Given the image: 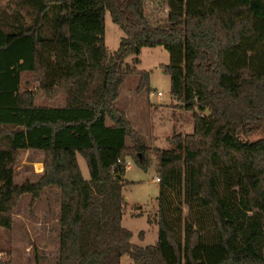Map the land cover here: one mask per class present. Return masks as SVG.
<instances>
[{
    "label": "trees",
    "instance_id": "16d2710c",
    "mask_svg": "<svg viewBox=\"0 0 264 264\" xmlns=\"http://www.w3.org/2000/svg\"><path fill=\"white\" fill-rule=\"evenodd\" d=\"M8 1L15 9L0 0V226L12 228L23 194L33 203L57 186V264H121L125 254L133 264H264V136L251 139L264 129V0ZM150 1L167 5L164 23L149 21ZM107 12L125 33L112 53ZM147 46L170 53L161 67L194 130L154 150L158 241L139 246L122 224V186L126 157L147 171L151 152L115 103L130 74L139 92L150 89V72L125 63ZM26 73L39 88L22 89ZM59 96L62 105L38 102ZM27 149L45 152L44 171L20 185L14 169Z\"/></svg>",
    "mask_w": 264,
    "mask_h": 264
},
{
    "label": "rangeland",
    "instance_id": "374dc122",
    "mask_svg": "<svg viewBox=\"0 0 264 264\" xmlns=\"http://www.w3.org/2000/svg\"><path fill=\"white\" fill-rule=\"evenodd\" d=\"M1 2L2 6L9 4L11 10L15 9L13 1ZM146 14L151 23H164L167 18V5L164 2L150 1L146 6ZM124 35V31L107 12L105 43L109 52L118 49ZM170 62V53L163 46L143 47L139 55H129L125 63L150 72V89L139 92L137 88L140 77L138 74H130L122 85L120 97L115 103L119 109L129 112L131 123L143 135L151 152L152 160L147 171L137 165L132 156L126 157L127 164L128 159L133 161L126 172L127 182L122 186L126 202L122 224L133 232L131 241L139 246L155 244L158 241L159 227L156 221L160 182L156 181L159 175L156 172L157 158L154 150L171 148V137L176 134L186 135L194 130L193 112L182 107L172 96L171 77L161 67L162 64ZM39 85L36 75L31 73L23 75V90H36ZM159 91L162 95H158ZM38 102L56 106L62 105L64 98L59 96L53 100L43 99ZM263 136L264 129H261L251 139L256 140ZM4 144L0 137V145ZM128 145H131L130 140ZM45 157L42 150H21L14 169L15 182L20 185L25 181L37 182L44 171ZM78 160L84 177L89 179L90 172L86 160L81 155H78ZM61 200V191L57 186L45 188L33 203L31 194L26 193L20 197L12 212V228L8 230L0 226V263H58ZM187 212L185 206V214ZM139 213L142 215H138ZM148 218H152L154 222L150 224ZM142 231L143 237L140 236ZM121 264H133L129 254L122 256Z\"/></svg>",
    "mask_w": 264,
    "mask_h": 264
},
{
    "label": "crops",
    "instance_id": "0c3cea01",
    "mask_svg": "<svg viewBox=\"0 0 264 264\" xmlns=\"http://www.w3.org/2000/svg\"><path fill=\"white\" fill-rule=\"evenodd\" d=\"M157 104H159V103H157ZM126 112H127V115H128V118H130V114H129V112L126 110ZM130 120H131V118H130ZM131 161H133V160H131V159H128V167H127V170L130 168V166H131ZM127 170H126V172H127ZM125 177H126V175H125ZM127 200V199H126ZM137 205V204H136ZM157 243V242H156ZM147 246V245H146Z\"/></svg>",
    "mask_w": 264,
    "mask_h": 264
},
{
    "label": "built area",
    "instance_id": "2783aa9c",
    "mask_svg": "<svg viewBox=\"0 0 264 264\" xmlns=\"http://www.w3.org/2000/svg\"><path fill=\"white\" fill-rule=\"evenodd\" d=\"M158 95H162V93L159 91V92H158ZM156 181H157V182H160V181H161V178H160L159 176H157V177H156Z\"/></svg>",
    "mask_w": 264,
    "mask_h": 264
}]
</instances>
